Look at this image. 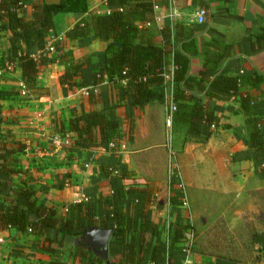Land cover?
<instances>
[{
  "label": "crops",
  "instance_id": "0c3cea01",
  "mask_svg": "<svg viewBox=\"0 0 264 264\" xmlns=\"http://www.w3.org/2000/svg\"><path fill=\"white\" fill-rule=\"evenodd\" d=\"M87 4L88 11L83 14L61 11L54 13L55 28L51 35L61 42L69 56L42 69L37 76L35 91L25 88L22 93L24 85L18 65L13 64L11 68L0 65V135L9 133L23 147L10 154L14 161H10L9 166L24 170L12 177L14 187L21 189L34 185L36 190L44 188L45 192L39 197L38 203L60 206L58 211L66 213L64 208L68 209L71 203L110 196L112 188L108 169L111 170L109 166L116 161H121L133 173V177L123 179L125 188L145 191L142 200L146 199L142 210L148 212L151 222L160 230L161 240L168 242L169 230L175 223L177 213L190 224L182 213V205L179 202L173 204L171 200L176 198L180 201V195L176 197L174 190L179 192L181 187L184 189L181 182L171 185L172 158L177 152L179 180L186 186L191 178L197 177V185L201 191L231 192L234 196L247 198L248 211L256 205H261L264 209V161L255 164V149L250 146L251 126L248 123L259 119L257 126L264 129V79L241 82L228 98L210 101L205 99L210 107L216 105L219 116L218 123L212 126V132L205 140L189 135L182 144L179 135L165 126V100H153L142 108L133 109L135 116L132 128L127 120L125 106L115 109L120 119L121 134L116 151L112 150L113 146L71 150L65 148L66 144L59 145L52 141L54 134L64 136L55 130L54 118H60L67 125L74 114L101 107L92 102L88 89L86 94L84 88L77 87L63 92L58 82V75L70 61V56L79 57L100 52L104 48L103 42L93 38L88 41H70L65 38V31L84 20L88 13L102 11L101 0H87ZM202 4L207 9L204 21L199 23L196 11ZM169 9L175 11L172 20L167 16ZM26 10L30 12V2L26 4ZM154 12L152 26L155 29L156 43L164 44L158 31L161 27L175 22H182L187 27L189 38L186 52L190 59L188 75L194 79L204 76L203 82L199 84L207 87L214 73L225 67L231 75H247L255 70L264 76V0H168L167 6L165 1L155 0ZM139 23L137 22L138 26ZM9 35L8 31H0V56L7 47ZM165 48L170 50L171 42ZM213 55H219V59L212 73L208 67L213 66L209 60ZM173 69L174 65L170 63L163 73V76L169 74V78L164 76L165 97L171 95ZM202 71L206 74L201 75ZM118 84L124 85L125 81H119ZM195 84L196 82H192L190 86L191 93L202 97L204 90L195 87ZM99 88H107L112 97L116 98V90L112 84L103 82ZM5 90L10 93L1 92L5 93ZM246 94L251 97L248 112L242 109L240 99ZM7 144L12 145V141L8 140ZM237 201L242 202L241 199ZM137 205L131 206V213L135 209L137 211ZM261 232L264 229L256 233ZM52 235L53 233L49 234L50 237ZM0 236L4 239L0 264H55L56 261L59 264H80L74 252L79 242H85L87 238L84 232L68 236L62 246L51 244L56 248L51 253L30 247V242L43 239V236L35 233L0 228ZM145 236L147 240L155 239L149 232ZM57 237L61 239V234ZM14 247H22L23 255L11 254ZM93 252L100 256L98 250L93 249ZM261 256L264 258V253ZM120 258V253L110 256L108 243V258L105 260L102 257L101 264H112ZM217 259L221 258H204L195 263L212 264ZM226 261L234 264L230 260ZM168 264H172V261L169 260Z\"/></svg>",
  "mask_w": 264,
  "mask_h": 264
},
{
  "label": "trees",
  "instance_id": "16d2710c",
  "mask_svg": "<svg viewBox=\"0 0 264 264\" xmlns=\"http://www.w3.org/2000/svg\"><path fill=\"white\" fill-rule=\"evenodd\" d=\"M162 1H165V6L168 5V0ZM29 2L31 10L28 13L26 4ZM154 6L155 0H106L102 2V11L88 13L84 20L65 31V38L70 41H88L93 38L104 43L100 52L79 57L70 56V61L58 75L63 92L71 87L86 88L95 106L101 105L100 108L74 114L67 125L60 118H54L55 130L68 139L65 148H109V143L112 142V150L116 151L121 134L120 119L115 109L125 106L127 120L132 128L135 107L142 108L150 101L163 102L166 99L163 73L170 63L174 65L171 98L176 107L172 115L171 129L179 135L182 144L189 135L200 140L207 139L212 132V126L218 123L217 107L215 104L210 107L208 101L230 97L243 81L264 79V76L255 70L247 75H231L225 67L214 73L207 87L199 84L203 82L204 76L194 79L188 75L190 59L186 52L189 38L187 27L182 22L161 27L158 31L164 44L156 43L155 29L152 26L155 17ZM107 8L109 13L105 10ZM201 8L205 11L207 9L203 4ZM56 11L86 13L87 0H58L56 3L0 0V31L10 32L7 47L0 56V65L4 68L7 64L18 65L23 85L31 92L36 90L37 76L43 68L69 56L59 40L54 42L53 54L46 50L49 37L55 28ZM137 22H140L139 26ZM169 42L171 49L167 50L165 46ZM218 59L219 55L209 57L213 66L208 68L212 73ZM205 74V71L201 72V75ZM122 80L125 84L119 85L118 82ZM103 82L115 87V99L107 88H99ZM192 82H196L195 87L204 90L202 97L191 93ZM240 99L242 109L248 112L251 97L246 94ZM258 121L259 119L247 121L251 126L249 138L250 146L255 149V164L264 161V129L257 126ZM8 140L12 141V145L7 144ZM21 149V144L9 133L0 135L1 229L14 228L17 232L43 236L39 241L30 242V247L52 253L56 248L51 244L62 246L68 236L79 235L92 227L112 228L109 254H121L118 262L112 264H168L169 260L172 264H185L186 253L183 248L188 241L190 224L177 213L175 223L169 230L168 242L162 241L160 230L151 222L148 212L142 210L146 199L142 200L145 191L133 187L125 188L123 179L133 177V173L124 163L116 161L114 165L109 166L111 170L108 169V174L112 188L110 196L71 203L66 213H60V206L38 203L39 197L45 192L44 188L36 190L34 185L21 189L14 187L12 177L23 173L24 170L9 166V162L14 161L10 154ZM114 171L116 173H112ZM179 183L177 173L173 172L171 185ZM174 191L176 197L181 195V189L179 192ZM171 200L173 204H182L176 198ZM133 204H138V209L131 213ZM147 232L155 236L154 241L147 240ZM50 233H53L52 237L49 236ZM58 234H61V239H58ZM253 236L257 248L264 251V232ZM21 249L14 247L11 254L23 255ZM74 256L80 264L103 262L102 256L95 254L84 241L79 242ZM212 264L230 263L217 259Z\"/></svg>",
  "mask_w": 264,
  "mask_h": 264
},
{
  "label": "rangeland",
  "instance_id": "374dc122",
  "mask_svg": "<svg viewBox=\"0 0 264 264\" xmlns=\"http://www.w3.org/2000/svg\"><path fill=\"white\" fill-rule=\"evenodd\" d=\"M175 157L172 158L170 173L176 172L180 178L176 167L177 152ZM180 182L184 189L182 187L183 193L179 199L187 203L181 206L182 213L189 219L192 237L189 264L204 258L214 260L216 257L234 264H264L261 256L264 252L257 250L253 240L254 233L264 229V209L261 205L248 211L247 198L240 195L215 190L201 191L197 177L191 178L188 186L181 179ZM239 199L242 202H238Z\"/></svg>",
  "mask_w": 264,
  "mask_h": 264
},
{
  "label": "built area",
  "instance_id": "2783aa9c",
  "mask_svg": "<svg viewBox=\"0 0 264 264\" xmlns=\"http://www.w3.org/2000/svg\"><path fill=\"white\" fill-rule=\"evenodd\" d=\"M102 2H105L106 0H101ZM107 13L110 12V10L107 8L105 9ZM205 13L206 11L203 9V8H199L197 11H196V17H197V21L199 23L203 22L204 21V16H205ZM175 15V11L169 9V12L167 13V16L172 20L173 17ZM56 41V38L53 36V35H50L49 37V40H48V45L46 47V50L49 51V52H53L54 51V42ZM13 64H7L6 66L8 68H11ZM165 77L169 78V74H165L164 75ZM170 80V79H169ZM24 89L25 87H23V90H22V93H24ZM85 91V94H86V88L83 89ZM165 101H166V104H167V109H166V113H165V126L168 130L171 129V124H172V115H173V112L175 110V102L172 100L171 98V95L169 97H165ZM52 141L59 144V145H64V144H67L68 143V139L65 137V136H61L60 134H54L52 136ZM109 146H113V143L110 142L109 143ZM116 172V171H114ZM181 185V183H180ZM181 191H182V187L180 188ZM183 193V192H182ZM183 206H186L187 203L186 201L184 202L181 201ZM64 210L66 211V207L64 208ZM28 231H30V229L28 228ZM191 231L190 229L188 230L187 232V238H188V241L184 244V248H183V251L186 253V257H185V260H184V263L185 264H189L191 261H190V258H189V255L191 253V244H192V237L190 236V233L189 232ZM4 242V239L3 237L0 236V251H1V246ZM137 264V263H135Z\"/></svg>",
  "mask_w": 264,
  "mask_h": 264
},
{
  "label": "water",
  "instance_id": "95a60500",
  "mask_svg": "<svg viewBox=\"0 0 264 264\" xmlns=\"http://www.w3.org/2000/svg\"><path fill=\"white\" fill-rule=\"evenodd\" d=\"M112 228L92 227L84 231L85 243L91 248L98 250L99 254L106 260L108 258V243Z\"/></svg>",
  "mask_w": 264,
  "mask_h": 264
}]
</instances>
